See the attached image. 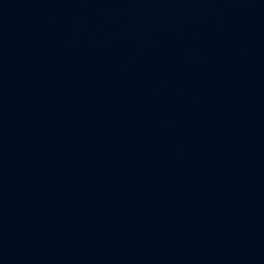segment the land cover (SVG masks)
I'll return each instance as SVG.
<instances>
[{"label":"water","instance_id":"95a60500","mask_svg":"<svg viewBox=\"0 0 264 264\" xmlns=\"http://www.w3.org/2000/svg\"><path fill=\"white\" fill-rule=\"evenodd\" d=\"M0 264H264V0H0Z\"/></svg>","mask_w":264,"mask_h":264}]
</instances>
